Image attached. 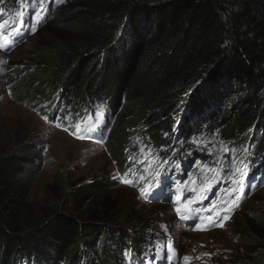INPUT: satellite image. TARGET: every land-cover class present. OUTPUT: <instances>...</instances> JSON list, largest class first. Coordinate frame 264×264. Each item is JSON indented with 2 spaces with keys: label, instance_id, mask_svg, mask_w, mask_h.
<instances>
[{
  "label": "trees",
  "instance_id": "trees-1",
  "mask_svg": "<svg viewBox=\"0 0 264 264\" xmlns=\"http://www.w3.org/2000/svg\"><path fill=\"white\" fill-rule=\"evenodd\" d=\"M30 4L43 17L34 35L51 27L60 39L0 77L14 101L77 139L98 142L87 129L106 123L98 143L119 183L143 199L167 187L174 207L216 184L211 200L224 208L264 186V0H0V10L25 15ZM41 161L32 142L0 146V264H154L162 240L140 231L141 200L101 193L114 180L79 186L58 170L43 204L26 201ZM238 220L234 264H264V211Z\"/></svg>",
  "mask_w": 264,
  "mask_h": 264
},
{
  "label": "rangeland",
  "instance_id": "rangeland-1",
  "mask_svg": "<svg viewBox=\"0 0 264 264\" xmlns=\"http://www.w3.org/2000/svg\"><path fill=\"white\" fill-rule=\"evenodd\" d=\"M30 22L34 23V17H31ZM44 36L40 37L36 32L14 50H0V62L6 61L0 63V69L5 72L4 76H7L11 69L30 66L28 55L34 52L36 47L45 45L48 38L60 39V34L51 27ZM4 76L0 77V146L8 149L32 142L41 151L42 167L27 189L26 201L35 205L43 204L47 198L46 188L53 185L54 175L58 170L67 176L69 182L79 186L91 183L96 177H103L117 183L114 188L101 191L107 199L114 200V203L125 200L130 202L131 206L135 201H142V205L136 210L144 222L140 231H154L163 243L152 247L153 256L168 253L178 259V264H234L244 256L243 251L236 248L234 229L238 219L248 224L250 221L246 219L251 212L258 209L264 211V186L251 188L244 197L235 195L231 204L225 208L216 207L217 204L211 200L213 196H209L203 208L207 212L206 219L210 221L208 226L201 224L187 228L178 220L177 207L167 200L164 203L146 202L147 199L138 197L134 189L119 183L102 144L77 139L14 101L6 88ZM119 139L120 133L117 132L112 142L113 148H116ZM202 148L205 150L208 146L203 145ZM220 152L221 150H209L210 159L219 158ZM186 174L182 177V184L187 180ZM201 185L199 179L197 187L200 188ZM193 202L190 204L193 205ZM225 214L229 218L224 220L222 226L209 227L214 216L222 218ZM150 225L157 228L154 229ZM168 245H171V251Z\"/></svg>",
  "mask_w": 264,
  "mask_h": 264
},
{
  "label": "snow or ice",
  "instance_id": "snow-or-ice-1",
  "mask_svg": "<svg viewBox=\"0 0 264 264\" xmlns=\"http://www.w3.org/2000/svg\"><path fill=\"white\" fill-rule=\"evenodd\" d=\"M56 3H59V4H62V3H65L66 0H55ZM42 19L43 17L41 16V12H36L35 13V16H34V25L33 26H30V32L31 34H34V27L35 25H38L39 23L42 22ZM0 63H6V61H3V62H0ZM87 131L89 132H92V133H96V132H99L100 135H101V139L98 141V142H102L103 140V133L104 132H107L108 129H107V126H106V123L105 124H99L98 123V126H91L87 129ZM84 135V132H78V137L79 136H83ZM124 183H127V181H123ZM176 211L179 213L181 211L180 208H177ZM229 217L225 214L222 218H217L216 220H213L211 222V224L209 225V227L211 226H222L224 220H227ZM201 230H206V229H201ZM168 248H169V251H171V245H168ZM169 259H171V257L169 256L168 257ZM188 258L186 257L185 260H187Z\"/></svg>",
  "mask_w": 264,
  "mask_h": 264
},
{
  "label": "bare ground",
  "instance_id": "bare-ground-1",
  "mask_svg": "<svg viewBox=\"0 0 264 264\" xmlns=\"http://www.w3.org/2000/svg\"><path fill=\"white\" fill-rule=\"evenodd\" d=\"M27 11L28 12L25 15H23V12L20 11V20L23 23L28 24V27H30V26L34 25V23L30 22V19H31V17L33 18L35 16L36 8L30 4ZM23 25H25V24H23ZM25 26H27V25H25Z\"/></svg>",
  "mask_w": 264,
  "mask_h": 264
}]
</instances>
